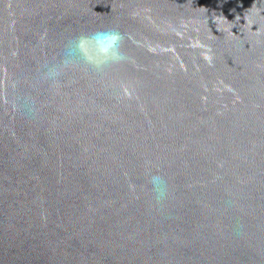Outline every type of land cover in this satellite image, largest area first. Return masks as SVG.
<instances>
[{"label": "water", "instance_id": "95a60500", "mask_svg": "<svg viewBox=\"0 0 264 264\" xmlns=\"http://www.w3.org/2000/svg\"><path fill=\"white\" fill-rule=\"evenodd\" d=\"M0 264H264V0H0Z\"/></svg>", "mask_w": 264, "mask_h": 264}, {"label": "clouds", "instance_id": "9594fccd", "mask_svg": "<svg viewBox=\"0 0 264 264\" xmlns=\"http://www.w3.org/2000/svg\"><path fill=\"white\" fill-rule=\"evenodd\" d=\"M122 33L117 29H98L89 35H81L78 47L83 51L86 58L96 65L109 60L123 58L120 49ZM152 183L158 197L166 194V181L160 175L152 176Z\"/></svg>", "mask_w": 264, "mask_h": 264}]
</instances>
